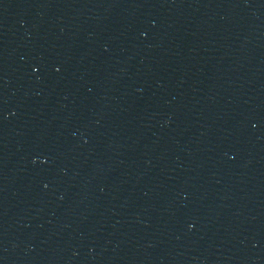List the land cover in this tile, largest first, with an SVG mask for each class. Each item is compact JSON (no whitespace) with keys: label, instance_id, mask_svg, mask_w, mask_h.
<instances>
[{"label":"water","instance_id":"1","mask_svg":"<svg viewBox=\"0 0 264 264\" xmlns=\"http://www.w3.org/2000/svg\"><path fill=\"white\" fill-rule=\"evenodd\" d=\"M0 264H264V0H0Z\"/></svg>","mask_w":264,"mask_h":264}]
</instances>
